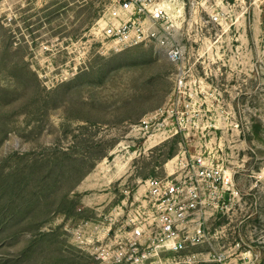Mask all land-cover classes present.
Instances as JSON below:
<instances>
[{
	"label": "rangeland",
	"instance_id": "1",
	"mask_svg": "<svg viewBox=\"0 0 264 264\" xmlns=\"http://www.w3.org/2000/svg\"><path fill=\"white\" fill-rule=\"evenodd\" d=\"M183 49L101 37L108 0H0V264H264V0H154ZM232 177L182 251L134 244L150 178Z\"/></svg>",
	"mask_w": 264,
	"mask_h": 264
},
{
	"label": "built area",
	"instance_id": "2",
	"mask_svg": "<svg viewBox=\"0 0 264 264\" xmlns=\"http://www.w3.org/2000/svg\"><path fill=\"white\" fill-rule=\"evenodd\" d=\"M165 8L154 0H108L97 28L101 37L117 45H155L172 62L183 57L182 47L175 42L172 29L164 23ZM185 179L150 178L146 181L148 195V226L135 228L134 244L166 247L182 251L197 244L205 236L200 219L213 205L211 193H216L217 206L228 188L231 175L222 168L207 165L203 157L194 158Z\"/></svg>",
	"mask_w": 264,
	"mask_h": 264
}]
</instances>
